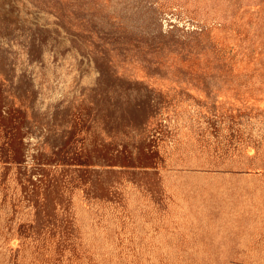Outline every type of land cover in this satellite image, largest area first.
Instances as JSON below:
<instances>
[{
    "label": "rangeland",
    "instance_id": "374dc122",
    "mask_svg": "<svg viewBox=\"0 0 264 264\" xmlns=\"http://www.w3.org/2000/svg\"><path fill=\"white\" fill-rule=\"evenodd\" d=\"M0 264H264V0H0Z\"/></svg>",
    "mask_w": 264,
    "mask_h": 264
}]
</instances>
